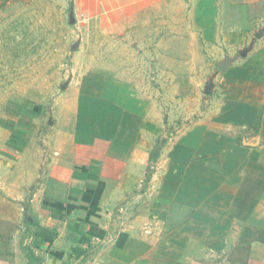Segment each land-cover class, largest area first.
Instances as JSON below:
<instances>
[{
    "label": "crops",
    "instance_id": "crops-1",
    "mask_svg": "<svg viewBox=\"0 0 264 264\" xmlns=\"http://www.w3.org/2000/svg\"><path fill=\"white\" fill-rule=\"evenodd\" d=\"M218 4L205 45L221 74L176 161L193 173H162L154 197L122 208L143 184L136 148L122 162L113 141L0 145V264H264V63L230 52L250 49L264 0Z\"/></svg>",
    "mask_w": 264,
    "mask_h": 264
},
{
    "label": "rangeland",
    "instance_id": "rangeland-1",
    "mask_svg": "<svg viewBox=\"0 0 264 264\" xmlns=\"http://www.w3.org/2000/svg\"><path fill=\"white\" fill-rule=\"evenodd\" d=\"M208 1L0 0V145L113 141L122 162L136 148L143 184L122 208L154 197L162 173H193L176 161L222 70L205 45L206 27L222 24L221 0ZM252 32L249 50L230 52L262 65L264 16ZM179 210L169 226L187 215Z\"/></svg>",
    "mask_w": 264,
    "mask_h": 264
},
{
    "label": "trees",
    "instance_id": "trees-1",
    "mask_svg": "<svg viewBox=\"0 0 264 264\" xmlns=\"http://www.w3.org/2000/svg\"><path fill=\"white\" fill-rule=\"evenodd\" d=\"M156 158H157V154L154 153V154L152 155V159L155 160Z\"/></svg>",
    "mask_w": 264,
    "mask_h": 264
}]
</instances>
